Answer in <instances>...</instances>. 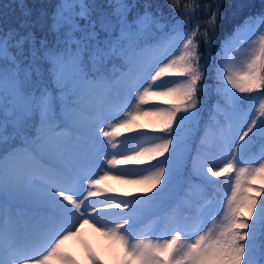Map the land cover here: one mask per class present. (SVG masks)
<instances>
[{"label": "snow or ice", "instance_id": "obj_1", "mask_svg": "<svg viewBox=\"0 0 264 264\" xmlns=\"http://www.w3.org/2000/svg\"><path fill=\"white\" fill-rule=\"evenodd\" d=\"M84 226L120 264H264V0H0V264H76Z\"/></svg>", "mask_w": 264, "mask_h": 264}, {"label": "rangeland", "instance_id": "obj_2", "mask_svg": "<svg viewBox=\"0 0 264 264\" xmlns=\"http://www.w3.org/2000/svg\"><path fill=\"white\" fill-rule=\"evenodd\" d=\"M150 103H152V102H150ZM145 119H150V122H151L152 118H150V117L142 118V120H144V122L149 127L150 122H147ZM215 162L218 163L219 161H215ZM121 166H123V165H121ZM100 187L102 190L108 189V188H115V189H117V192H115L114 194H117V195L121 190H127V191L132 192L133 194L135 193V191L139 192L138 186L123 185V184L117 183L114 180H106L102 183V185ZM104 195L105 196H113V192H106L105 191ZM93 239H95L97 242L95 244H92L95 248H99L100 250H103L106 247L103 251L106 250L107 252H104L103 254H99L101 259H103L105 261L107 260V262H109V263L117 262V259L113 254V252H117V249L116 248L112 249V246L114 247L118 243L113 241L111 238H108V237L101 235L98 231H93V229L89 228L88 226H84L80 230L78 235L66 240L64 242V244L61 246V250L63 253L70 256L73 260L76 257L75 254H77L78 258L83 260L84 263L87 264L86 258H83L82 253L85 256H87V254H88L87 250H89V247L87 244H88V242H91ZM49 264H56V261L55 260L50 261Z\"/></svg>", "mask_w": 264, "mask_h": 264}, {"label": "trees", "instance_id": "obj_3", "mask_svg": "<svg viewBox=\"0 0 264 264\" xmlns=\"http://www.w3.org/2000/svg\"><path fill=\"white\" fill-rule=\"evenodd\" d=\"M182 2H185V0H182ZM150 102H152V103H159V101H156V100H154V101H150ZM166 106H170V102H169V105H166ZM147 122H150V119H145ZM137 123L138 124H140V125H143V127H141V128H138V129H135L134 131L135 132H147V133H149V134H155V135H159V133L158 132H153V130L152 129H150L149 127H148V125L144 122V120H142V118L141 119H139L138 121H137ZM126 135H129V134H134V133H125ZM147 165L145 164V165H132V166H130V167H146ZM210 179H213L217 184H220V185H222L226 180H228V176L226 175V176H224V177H219V178H210ZM261 185L259 184V183H257V184H255L254 185V187H260ZM249 195H251L252 193H248ZM134 195H140V193L138 192V191H135V193H134ZM118 252H119V250H118ZM76 256H77V254H75ZM120 255H121V253H120ZM101 259V258H100ZM120 260H121V257H119L118 259H117V262H116V264H120ZM101 261L104 263V264H110L109 262H107V260L105 261V260H103V259H101ZM114 263V262H113ZM113 263H111V264H113Z\"/></svg>", "mask_w": 264, "mask_h": 264}]
</instances>
